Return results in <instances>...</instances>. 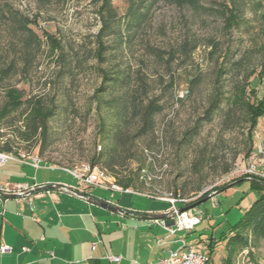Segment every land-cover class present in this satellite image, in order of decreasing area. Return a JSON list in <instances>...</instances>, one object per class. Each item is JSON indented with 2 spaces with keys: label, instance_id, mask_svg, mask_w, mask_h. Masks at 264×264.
Here are the masks:
<instances>
[{
  "label": "rangeland",
  "instance_id": "obj_1",
  "mask_svg": "<svg viewBox=\"0 0 264 264\" xmlns=\"http://www.w3.org/2000/svg\"><path fill=\"white\" fill-rule=\"evenodd\" d=\"M112 1L121 15L126 0ZM199 1L197 9L146 1L145 20L134 32H126V19L117 21L120 32L105 38L115 50L108 64H100L95 51L101 0H51L45 6L12 0L16 9L35 20L30 27L40 45L31 47L25 58L20 51L22 38L0 32V67L15 64L0 84V107L5 89L11 87L22 91L23 99L54 102L56 110L44 143L38 134L24 138L26 103L9 112L0 119V148L6 143L15 154L37 155L41 159L38 176L75 183L59 167L88 164L94 152L105 151L97 136L92 98L100 81L99 67L115 65L128 68L132 75H146L162 110L155 116L153 135L137 139L115 165L117 174L132 173L130 191L90 185L87 191L129 207L164 208L170 204L152 198L179 192L192 201L225 185L195 207L201 221L176 235L206 253L201 241L220 238L258 197L248 178L236 181L244 177L242 170L255 144H264V117L258 119L250 140L246 105L255 92L260 96L264 90V79L259 78L264 70V0H247L242 19L230 30L218 12L225 0ZM120 94L116 90L109 97ZM187 129H192L190 136H184ZM14 161L7 160L0 173L18 168ZM212 257L218 264L217 255ZM247 264H264V242L253 246Z\"/></svg>",
  "mask_w": 264,
  "mask_h": 264
},
{
  "label": "trees",
  "instance_id": "obj_2",
  "mask_svg": "<svg viewBox=\"0 0 264 264\" xmlns=\"http://www.w3.org/2000/svg\"><path fill=\"white\" fill-rule=\"evenodd\" d=\"M33 1L39 6H45L51 0ZM101 1L99 9L100 28L96 34L95 58L100 64H108L107 58L114 52L115 47L109 45L105 38L119 33L117 21L125 19L126 32H134L144 22L149 4H145L148 0H126V6L120 15L112 0ZM157 1H164L177 6H187L192 9L201 6L199 0H149L150 3ZM246 5L247 0H225L221 4L218 12L222 16L227 30L239 24ZM34 22L35 20L29 19L28 15L16 9L12 0H0V32H6V35L11 38H22L20 51L25 58H28L31 47L40 45V39L30 27ZM48 36L51 38L50 35ZM11 41L12 47L14 44L12 39ZM13 66L15 64L12 61L4 67H0V84L8 77ZM99 76V85L96 87L92 98L98 117L97 136L103 143L105 151L94 152L88 164L104 169L115 177L120 185L128 188L134 182L132 173L117 174L115 165L124 158L121 156L123 152L131 151L130 147L137 139L153 135L155 116L162 110V104L159 97L153 94L151 84L144 74L135 73L132 75L128 68L111 65L109 67H99ZM259 78L260 80L264 79V70L260 73ZM116 90L121 91L122 94L109 97ZM24 103L27 104L29 109L25 117L26 132L24 138L28 140L38 134L41 143H44L49 136V121L56 110L54 102L36 97L23 99L22 91L7 87L4 92V102L0 107V119ZM246 105L249 122L248 136L251 140L258 119L264 117V90L260 96L256 95L255 92L252 101L247 102ZM192 129L195 130L196 128L193 127ZM192 129H187L184 136H190ZM99 146L101 148V145ZM9 150L10 147L6 143L0 148V151ZM248 152L246 156L249 155ZM227 170L226 168L224 171ZM243 179H247V176L244 175L236 182ZM248 180L251 188L258 191V197L250 204L243 216L220 237V240L225 242V247L229 251L225 261L226 264H231L232 259L245 248H248L250 256L253 246L261 241L264 242V178L251 176ZM218 189L223 191L225 185L214 187L212 191L202 193L188 204ZM176 193L178 192H174V194ZM208 247L210 248L208 252L210 257L212 253L210 243Z\"/></svg>",
  "mask_w": 264,
  "mask_h": 264
},
{
  "label": "crops",
  "instance_id": "obj_3",
  "mask_svg": "<svg viewBox=\"0 0 264 264\" xmlns=\"http://www.w3.org/2000/svg\"><path fill=\"white\" fill-rule=\"evenodd\" d=\"M14 162L18 168L0 173L3 193H23L38 185L59 183L86 196L100 198L80 185L64 167L59 168L77 182L38 176V167L28 161ZM6 163L0 169L6 168ZM24 166L34 168V172ZM100 199L123 208L126 213L101 208L87 198L57 189L34 191L26 197L0 195V244L11 247L9 253L0 255V264H154L166 255L167 249L178 246L180 236L176 235L181 231L169 232L171 218H164L165 226L148 218L151 214L167 212L169 206L136 208L120 204L119 200ZM214 237H206L201 245L207 254L210 243L211 254L217 255L218 264H226L229 251L224 241ZM187 242L198 250L197 244ZM22 247L27 250L23 251ZM212 255L210 260L215 264ZM108 256H118L120 260L111 261Z\"/></svg>",
  "mask_w": 264,
  "mask_h": 264
},
{
  "label": "built area",
  "instance_id": "obj_4",
  "mask_svg": "<svg viewBox=\"0 0 264 264\" xmlns=\"http://www.w3.org/2000/svg\"><path fill=\"white\" fill-rule=\"evenodd\" d=\"M98 149H100V146ZM7 160H15L19 162L28 161L33 167H38L41 163V159L37 155H27L22 152L15 154L12 151H0V166ZM260 166L264 167V144L258 142L255 144L253 153L248 160L247 166L242 170V174L247 176L248 179H250L251 176L264 178V171L258 169ZM65 169L80 185L101 187L111 191H130L128 188L123 189L118 186L112 175L96 165L82 164L76 168ZM159 199L166 200L170 204L167 211L169 213L168 217L173 219L174 222L169 228L171 234L183 230L189 231L201 221V212L196 208L179 211L180 208L187 206L186 204L191 202L189 199L181 196L179 192L173 195L169 194L168 197L165 198L160 197ZM177 203H180L183 206L177 207ZM154 221L162 226L166 225L164 218L155 219ZM178 242L176 248L167 249L166 255L154 264H212L208 254L198 251L193 245H190L185 241V239L180 238L178 239ZM22 250L25 251L27 248L22 247ZM10 251V246L3 243L0 244V255L9 253ZM107 258L111 261L120 260V257L118 256H108ZM248 261L249 251L248 248H245L237 254L231 264H247Z\"/></svg>",
  "mask_w": 264,
  "mask_h": 264
},
{
  "label": "water",
  "instance_id": "obj_5",
  "mask_svg": "<svg viewBox=\"0 0 264 264\" xmlns=\"http://www.w3.org/2000/svg\"><path fill=\"white\" fill-rule=\"evenodd\" d=\"M47 190V189H57V190H64V191H67L69 193H72V194H75L77 196H80V197H84V198H87L89 199L91 202H93L95 205L101 207V208H104V209H107V210H110V211H113V212H117V213H126V211L121 208V207H118L106 200H103V199H100V198H96V197H89V196H86L84 195L82 192L78 191L77 189H74L70 186H67V185H64V184H59V183H48V184H44V185H38V186H35L23 193H3L0 191V195L3 196V197H26L28 196L29 194H31L32 192L34 191H38V190ZM222 190H217V191H213L212 193H209L205 196H203L202 198L188 204L187 206L185 207H182L179 209V211H183V210H187V209H192V208H195L196 206H198L200 203H202L203 201L211 198L213 195L221 192ZM169 216V213L168 212H163V213H156V214H151L148 216V218L150 219H163L165 217H168ZM173 219H171V225L173 224Z\"/></svg>",
  "mask_w": 264,
  "mask_h": 264
}]
</instances>
